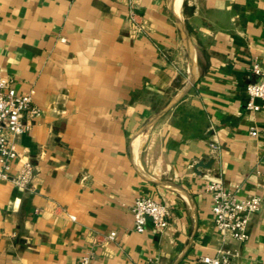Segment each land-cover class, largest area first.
Wrapping results in <instances>:
<instances>
[{
	"label": "crops",
	"instance_id": "1",
	"mask_svg": "<svg viewBox=\"0 0 264 264\" xmlns=\"http://www.w3.org/2000/svg\"><path fill=\"white\" fill-rule=\"evenodd\" d=\"M256 64L264 0H0V77L42 110L19 138L5 131L12 174L30 161L35 176L0 181V264H205L222 250L264 264ZM216 178L262 198L244 243L217 230ZM138 197L169 204L165 233L136 230Z\"/></svg>",
	"mask_w": 264,
	"mask_h": 264
},
{
	"label": "built area",
	"instance_id": "2",
	"mask_svg": "<svg viewBox=\"0 0 264 264\" xmlns=\"http://www.w3.org/2000/svg\"><path fill=\"white\" fill-rule=\"evenodd\" d=\"M131 20L136 22V14L131 13ZM254 73L260 81L250 84L247 88L249 111L258 112L264 109V69L256 64ZM11 79L0 77V181H8L20 188L31 186L35 176V166L30 161H24L16 175L12 174L13 164L20 158L14 140L5 135L9 131L14 139L25 134L32 122L41 117L42 110L34 102V91L19 93ZM261 100L262 104H257ZM28 117V122L24 117ZM253 137L264 135V126H254L250 130ZM215 148H218L215 146ZM213 196V215L217 230L223 237L224 244L231 241L244 243L249 239L248 226L252 215L262 209L263 201L259 196L240 199L238 193L226 189L220 178L212 179L206 187ZM135 219L136 230L143 233L151 221L154 228L165 233L170 226L171 210L169 204L159 203L150 197H138L131 206ZM72 220L75 217L71 216ZM116 233L109 238L112 240ZM237 253L222 250L215 258L204 257L205 264H230L231 257ZM81 264H95L92 253H86Z\"/></svg>",
	"mask_w": 264,
	"mask_h": 264
}]
</instances>
